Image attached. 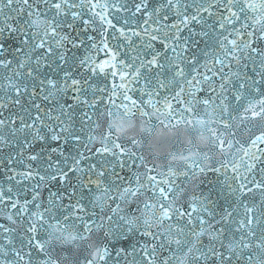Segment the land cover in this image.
<instances>
[{"label": "snow or ice", "instance_id": "snow-or-ice-1", "mask_svg": "<svg viewBox=\"0 0 264 264\" xmlns=\"http://www.w3.org/2000/svg\"><path fill=\"white\" fill-rule=\"evenodd\" d=\"M0 264H264V0H0Z\"/></svg>", "mask_w": 264, "mask_h": 264}]
</instances>
